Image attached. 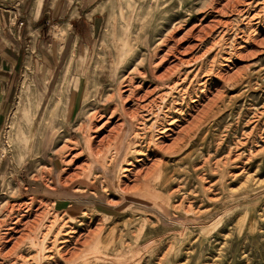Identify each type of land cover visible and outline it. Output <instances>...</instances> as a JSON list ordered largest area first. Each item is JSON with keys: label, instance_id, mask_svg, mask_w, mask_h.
<instances>
[{"label": "rangeland", "instance_id": "374dc122", "mask_svg": "<svg viewBox=\"0 0 264 264\" xmlns=\"http://www.w3.org/2000/svg\"><path fill=\"white\" fill-rule=\"evenodd\" d=\"M96 13L0 137V264H264V0Z\"/></svg>", "mask_w": 264, "mask_h": 264}, {"label": "crops", "instance_id": "0c3cea01", "mask_svg": "<svg viewBox=\"0 0 264 264\" xmlns=\"http://www.w3.org/2000/svg\"><path fill=\"white\" fill-rule=\"evenodd\" d=\"M102 3L103 0H0V137L26 75L33 79L41 107L62 57L68 58L95 35L102 14L90 15V11L101 8ZM55 27L69 31L61 44ZM68 63L62 73L67 71ZM24 120L29 121L25 116Z\"/></svg>", "mask_w": 264, "mask_h": 264}, {"label": "bare ground", "instance_id": "6f19581e", "mask_svg": "<svg viewBox=\"0 0 264 264\" xmlns=\"http://www.w3.org/2000/svg\"><path fill=\"white\" fill-rule=\"evenodd\" d=\"M98 157H100V156H98ZM126 171H128V170H126Z\"/></svg>", "mask_w": 264, "mask_h": 264}]
</instances>
